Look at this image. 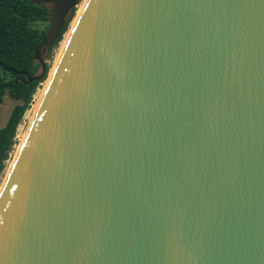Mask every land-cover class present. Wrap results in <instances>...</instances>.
I'll return each mask as SVG.
<instances>
[{
  "label": "water",
  "instance_id": "95a60500",
  "mask_svg": "<svg viewBox=\"0 0 264 264\" xmlns=\"http://www.w3.org/2000/svg\"><path fill=\"white\" fill-rule=\"evenodd\" d=\"M30 1L43 70L78 0ZM0 264H264V0H85L0 186Z\"/></svg>",
  "mask_w": 264,
  "mask_h": 264
},
{
  "label": "trees",
  "instance_id": "16d2710c",
  "mask_svg": "<svg viewBox=\"0 0 264 264\" xmlns=\"http://www.w3.org/2000/svg\"><path fill=\"white\" fill-rule=\"evenodd\" d=\"M79 1V0H78ZM51 3L30 0H0V103L5 94L16 101L0 127V174L12 149L16 128L29 108L37 85L46 78L47 66L34 59V50L50 23ZM75 11L72 7L59 37L61 39ZM44 61V59H43ZM37 76L32 80L28 78Z\"/></svg>",
  "mask_w": 264,
  "mask_h": 264
},
{
  "label": "rangeland",
  "instance_id": "374dc122",
  "mask_svg": "<svg viewBox=\"0 0 264 264\" xmlns=\"http://www.w3.org/2000/svg\"><path fill=\"white\" fill-rule=\"evenodd\" d=\"M84 2H85V0H79L77 2V4L75 5L74 14L68 23L66 31L62 34V37L57 42V44H55L51 48L50 51H47L44 48L40 52L41 58L44 59L43 66H47L46 78L37 85V87H36V89L32 95L30 106L25 111V113L23 114V117H22L20 123L18 124V126L16 128V134L14 136L15 143L13 144L12 149L9 152V156H8V159L6 160L4 170L0 174V186H1L6 174L10 168L11 162H12V160H13V158H14V156H15V154H16V152H17V150L21 144L22 139L28 130V125L30 124L31 120L33 119V117L35 115L36 108L38 107L37 105L40 102V99L43 95L44 89L48 83L50 75H51V73L55 67V64H56V62H57V60H58V58L62 52L64 44L68 38V35L70 33L72 26H73V23L76 20V17L78 16V13L80 12ZM67 18H68V15H67ZM15 103H16V101L11 99L7 94L4 95L3 100L0 103V127L5 123V121L8 117V114H9L12 106Z\"/></svg>",
  "mask_w": 264,
  "mask_h": 264
},
{
  "label": "bare ground",
  "instance_id": "6f19581e",
  "mask_svg": "<svg viewBox=\"0 0 264 264\" xmlns=\"http://www.w3.org/2000/svg\"><path fill=\"white\" fill-rule=\"evenodd\" d=\"M39 104V103H38ZM38 106V105H37ZM37 109V108H36ZM29 126V125H28Z\"/></svg>",
  "mask_w": 264,
  "mask_h": 264
}]
</instances>
